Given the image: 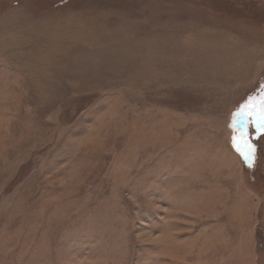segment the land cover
<instances>
[{
  "label": "rangeland",
  "instance_id": "374dc122",
  "mask_svg": "<svg viewBox=\"0 0 264 264\" xmlns=\"http://www.w3.org/2000/svg\"><path fill=\"white\" fill-rule=\"evenodd\" d=\"M262 93L264 0H0V264H264Z\"/></svg>",
  "mask_w": 264,
  "mask_h": 264
},
{
  "label": "snow or ice",
  "instance_id": "6c2138e0",
  "mask_svg": "<svg viewBox=\"0 0 264 264\" xmlns=\"http://www.w3.org/2000/svg\"><path fill=\"white\" fill-rule=\"evenodd\" d=\"M250 117L262 131H264V93L259 96H249L234 113L233 119ZM233 144L247 159L251 158L254 145L247 139L246 131L233 135Z\"/></svg>",
  "mask_w": 264,
  "mask_h": 264
}]
</instances>
